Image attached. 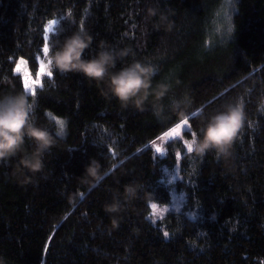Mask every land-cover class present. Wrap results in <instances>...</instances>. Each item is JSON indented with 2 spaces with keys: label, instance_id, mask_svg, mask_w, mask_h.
I'll list each match as a JSON object with an SVG mask.
<instances>
[{
  "label": "trees",
  "instance_id": "obj_1",
  "mask_svg": "<svg viewBox=\"0 0 264 264\" xmlns=\"http://www.w3.org/2000/svg\"><path fill=\"white\" fill-rule=\"evenodd\" d=\"M223 3L0 0V77L11 81L0 91L25 88L19 62L37 79L45 26L58 20L50 50L83 28L94 37L91 52L100 41L131 47L137 59L159 65L157 79L179 81L174 95L187 92L194 110L183 138L236 97L249 117L228 159L190 157L182 139L172 142L180 155L182 181L176 186L185 192V213L155 218L150 203L168 202L170 191L161 180V159L146 146L176 118L161 123L150 112L121 109L74 74L41 78L34 115L45 125L55 122L47 113L65 120L66 136L46 156L44 173L28 183H21L15 159L0 163V255L8 264H264V0L233 3L229 16L236 30L230 38L214 32ZM148 8L168 14L172 30L154 27ZM168 154L172 162L175 156ZM93 157L115 167L89 191L78 177ZM130 182L142 191L113 228L103 206ZM76 194L81 199L72 207Z\"/></svg>",
  "mask_w": 264,
  "mask_h": 264
},
{
  "label": "clouds",
  "instance_id": "obj_2",
  "mask_svg": "<svg viewBox=\"0 0 264 264\" xmlns=\"http://www.w3.org/2000/svg\"><path fill=\"white\" fill-rule=\"evenodd\" d=\"M233 3L236 4V0ZM146 18L154 19V27L165 32L173 28L169 15L156 8H148ZM235 30L233 17L226 26L217 24L214 27L215 34L221 37L230 38ZM93 40L94 37L83 28L65 35L62 40H56L51 50L44 54L35 85L40 84V76L51 78L50 73L64 76L74 74L95 84L105 98L115 100L121 109L150 112L161 123L174 116L177 125L168 135L180 136L181 124L188 122L194 110L193 99L187 92L174 95V83L178 84L179 81L173 82L170 77L157 79L159 65L151 60L137 59L131 47L118 48L100 41L96 44L95 52H91ZM4 85H11L7 76L0 77V87ZM33 86L29 80L28 90L10 86L0 91V163L15 159V171L21 183H28L37 174L44 173L46 156L66 136L65 120H56L51 113H47L50 121H55L54 124L50 122L45 125L37 121L34 115L37 101L30 90ZM259 103L264 107V97ZM248 119L240 97L228 100L218 110L203 116L200 126L190 137L181 138L183 149L190 157L203 158L214 153L218 159H228ZM114 167L111 162L104 167L97 158H90L78 181L91 191L103 182ZM141 191L139 183L130 182L123 186L122 193L117 191L104 204L103 211L110 217L113 228L119 226L125 206L136 200ZM147 195L152 196L151 193ZM80 199V195L76 194L70 197L69 204L76 207ZM0 264H8L2 255Z\"/></svg>",
  "mask_w": 264,
  "mask_h": 264
},
{
  "label": "rangeland",
  "instance_id": "obj_3",
  "mask_svg": "<svg viewBox=\"0 0 264 264\" xmlns=\"http://www.w3.org/2000/svg\"><path fill=\"white\" fill-rule=\"evenodd\" d=\"M233 5V0H224L223 3V8H221L220 15H219V24H224L225 26L227 25L229 21V12L231 10V7ZM57 24L54 27V30L52 32L47 33L49 37V44H50V39L54 35L57 27H58V20ZM44 58V52L42 53V56L39 59V69H38V74L40 70V64ZM17 72L21 73L23 78H24V83L27 86L28 81L30 80L33 83V87L30 89L31 92L36 87H39V85H35V82L37 79H32L28 71L24 65L23 62H19V64L16 67ZM43 77H49V76H40L39 79ZM38 78V75H37ZM28 90V88H27ZM177 125V124H176ZM174 125L169 131L158 137L156 140L153 142H150L146 148H150L153 152V154L161 159V164H160V176L161 180L163 183L168 186L169 191H170V199L168 202L159 204V203H150V209H151V214L155 216V218H159L162 215H164L167 212L173 211L176 213H180L184 211L185 204H186V197H185V192L184 190L180 189L176 184L178 182L182 181V175H181V168H180V155L178 149L174 148V144L172 142L174 140H180L183 137L184 131L188 128V123L187 124H181L180 126V136H169L168 134L172 132L173 128L176 127ZM160 149V152H158ZM171 153L175 156L174 160L171 162V158L169 157L168 153ZM156 204V207L153 208L152 205Z\"/></svg>",
  "mask_w": 264,
  "mask_h": 264
},
{
  "label": "snow or ice",
  "instance_id": "obj_4",
  "mask_svg": "<svg viewBox=\"0 0 264 264\" xmlns=\"http://www.w3.org/2000/svg\"><path fill=\"white\" fill-rule=\"evenodd\" d=\"M56 24H57L56 20H50L48 22V24L45 26V29H44L45 36H44V44H43V52H44V54L50 51L49 37H48L47 33L52 32L54 30V27H55ZM49 75L51 76L52 74L50 73ZM25 89L27 90V86L26 85H25ZM32 93H33V95H35L36 94L35 90H33ZM158 152H160V149H159ZM152 207L155 208L156 204H153ZM164 236L167 237L168 233L165 232Z\"/></svg>",
  "mask_w": 264,
  "mask_h": 264
}]
</instances>
